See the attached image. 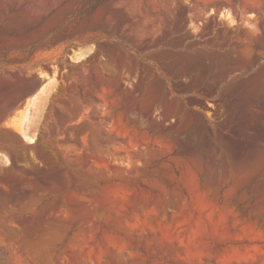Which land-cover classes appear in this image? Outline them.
Listing matches in <instances>:
<instances>
[{
    "label": "rangeland",
    "instance_id": "374dc122",
    "mask_svg": "<svg viewBox=\"0 0 264 264\" xmlns=\"http://www.w3.org/2000/svg\"><path fill=\"white\" fill-rule=\"evenodd\" d=\"M0 264H264V0H0Z\"/></svg>",
    "mask_w": 264,
    "mask_h": 264
},
{
    "label": "trees",
    "instance_id": "16d2710c",
    "mask_svg": "<svg viewBox=\"0 0 264 264\" xmlns=\"http://www.w3.org/2000/svg\"><path fill=\"white\" fill-rule=\"evenodd\" d=\"M222 134L226 135L224 132L220 131ZM219 133H215L213 131H210V135H212L214 138H217ZM227 136V135H226ZM229 137V136H228ZM232 139V137H229ZM233 140V139H232ZM200 145L199 144H195L193 147H191V150H197L200 151ZM184 155V154H183Z\"/></svg>",
    "mask_w": 264,
    "mask_h": 264
}]
</instances>
